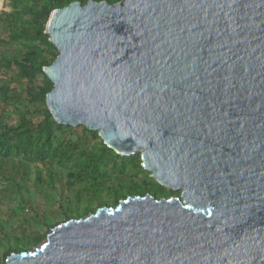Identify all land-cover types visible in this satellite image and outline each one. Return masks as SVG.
Instances as JSON below:
<instances>
[{"label": "water", "instance_id": "water-1", "mask_svg": "<svg viewBox=\"0 0 264 264\" xmlns=\"http://www.w3.org/2000/svg\"><path fill=\"white\" fill-rule=\"evenodd\" d=\"M46 32L55 120L181 193L69 219L5 264H264V0H76Z\"/></svg>", "mask_w": 264, "mask_h": 264}, {"label": "trees", "instance_id": "trees-1", "mask_svg": "<svg viewBox=\"0 0 264 264\" xmlns=\"http://www.w3.org/2000/svg\"><path fill=\"white\" fill-rule=\"evenodd\" d=\"M9 1L13 10L0 13V264L69 219L116 207L128 196L181 193L152 177L140 153L122 156L98 131L59 124L49 110L54 83L44 68L59 51L47 23L55 9L76 0ZM38 195L45 204H37Z\"/></svg>", "mask_w": 264, "mask_h": 264}, {"label": "rangeland", "instance_id": "rangeland-1", "mask_svg": "<svg viewBox=\"0 0 264 264\" xmlns=\"http://www.w3.org/2000/svg\"><path fill=\"white\" fill-rule=\"evenodd\" d=\"M13 10V8H12V6H11V3H10V1L9 0H0V13L2 12V11H12ZM4 50H3V52H7L8 51V47H5V48H3ZM1 180L4 182V183H1ZM31 185H32V183H31ZM3 186H5V181H4V179L3 178H1L0 177V188H2ZM35 195H37L36 193H33V196H35ZM39 196V199H38V201H37V204H45V200H44V198L43 197H41V195H38ZM0 206H1V204H0ZM2 208H4L3 210H5L6 212H9L10 211V208H9V206H7V205H4V207H2ZM44 242V241H43ZM42 242V243H43ZM41 244V243H40ZM39 244V245H40ZM38 245V246H39ZM37 247V246H36ZM36 247H34V248H36Z\"/></svg>", "mask_w": 264, "mask_h": 264}]
</instances>
